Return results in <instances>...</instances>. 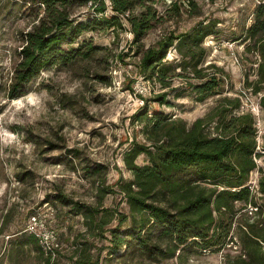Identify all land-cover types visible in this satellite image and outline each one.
Returning <instances> with one entry per match:
<instances>
[{"label": "rangeland", "instance_id": "obj_1", "mask_svg": "<svg viewBox=\"0 0 264 264\" xmlns=\"http://www.w3.org/2000/svg\"><path fill=\"white\" fill-rule=\"evenodd\" d=\"M194 1L199 14L187 6L183 18H171L154 28L139 51L136 47L130 49L133 36L128 28L119 33H84L71 47L86 43L99 48L97 54L42 71L22 96L11 99L9 91L20 62L23 38L32 30L38 12L23 0H0V264H40L41 257L28 244L23 243L20 253L11 248L10 242L22 233L35 234L45 252L56 250L54 256L60 264H76L84 254L79 252L84 244L99 264H225L227 253H240L237 242L214 252L192 249L180 254L177 250L172 256L169 252L174 245L161 229L145 236L137 234L132 232L130 218L118 227L119 215L130 212L117 186L121 177L133 180L124 162L125 153L134 141L148 143L142 133L143 122L133 118L143 109V99L149 102L150 116L154 111L163 112L192 125L208 114L220 97H240L243 110L252 112L257 121L260 157L256 162L260 170L253 171L249 181L254 193L264 174V90L252 94L245 83L246 75L250 81L256 79L259 57L247 53V43L238 40L264 0ZM169 3L159 0L156 6L163 11ZM72 14L83 20L93 16L87 7H75ZM202 20L217 22L215 34L203 44L207 49L204 67L216 65L230 76L223 84L222 95L204 102L196 100L187 83L197 80H186L172 70L179 63L175 47L166 58L172 67L167 85L160 80L146 81L139 74L143 51L156 45L170 30L183 33ZM164 92L169 104L160 105L154 99ZM137 163L146 165L149 161L141 155ZM101 186L114 187L117 192L102 200ZM58 195L97 207L100 215H109L107 232L102 234L87 226L82 215L69 214L70 208L58 200ZM257 196L259 204L264 205V198ZM241 208L242 203H236V210ZM255 210L249 207L238 212L230 237L237 235L245 214L253 217ZM117 227L126 246L111 254L110 230ZM141 237L153 248L152 254L144 249Z\"/></svg>", "mask_w": 264, "mask_h": 264}, {"label": "trees", "instance_id": "obj_2", "mask_svg": "<svg viewBox=\"0 0 264 264\" xmlns=\"http://www.w3.org/2000/svg\"><path fill=\"white\" fill-rule=\"evenodd\" d=\"M23 1L31 8H37L38 13L33 19L32 30L23 38L20 62L9 91L11 99L22 96L25 88L42 71L78 59H90L97 54L100 49L86 43L71 47L84 33L95 30L119 33L128 28L133 36L130 49L136 47L139 51L144 38L154 28L166 24L171 18H183L187 6L188 10L199 14L194 0H170L163 11L156 6L159 0ZM75 7H87L93 16L78 19L72 14ZM216 25L215 20L212 23L202 20L183 33L170 30L156 45L142 52L139 74L146 81L167 82L172 67L166 58L169 50L175 47L179 63L172 70L176 76L197 80V83H187L196 100L204 102L222 95L223 84L230 76L216 65L204 67L207 49L203 44L206 38L215 34ZM238 40L247 43V53L259 57L256 79L250 81L246 75L245 83L252 94H260L264 90V4L256 7L253 22ZM65 46L70 48L65 49ZM124 56L128 55L121 58ZM176 69H180V73ZM154 100L160 105L169 104L165 92L157 94ZM143 102V109L133 118L143 122L142 133L148 143L134 141L125 153L124 162L133 180L126 181L121 177L117 186L130 212L119 215L118 227L130 218L132 232L137 234L144 233L145 236L161 229L174 245L169 252L172 256L177 250L180 254L192 249L214 252L238 242L240 253H227L225 264H264V205L259 204L257 196L260 194L264 198V174L255 193L249 185L251 173L260 170L256 162L260 154L257 152L255 115L243 110L240 97L223 96L208 114L189 125L184 119L163 112L154 111L150 116L149 102L146 99ZM141 155L148 158V164L137 163ZM100 192L103 200L117 191L114 187L101 186ZM57 198L70 208L69 214L82 215L87 226L102 234L107 232L105 226L109 215H100L102 212L97 207L69 201L62 195ZM239 202L242 203L241 210L249 207L256 210L253 217L245 214L238 225L237 235L230 237L235 218L241 211L236 210ZM118 227L110 230L111 254L126 246L125 239L118 234ZM139 240L152 254L149 243L142 237ZM40 242L35 234L22 233L10 245L20 253L23 243L28 244L41 257L40 264H60L53 255L56 250L47 254ZM81 246L79 252L84 254L79 256L76 264H99L88 254L85 244Z\"/></svg>", "mask_w": 264, "mask_h": 264}, {"label": "built area", "instance_id": "obj_3", "mask_svg": "<svg viewBox=\"0 0 264 264\" xmlns=\"http://www.w3.org/2000/svg\"><path fill=\"white\" fill-rule=\"evenodd\" d=\"M49 250H50V252L46 251L47 254L48 253H53V250L51 248H49ZM53 255H55V254H53Z\"/></svg>", "mask_w": 264, "mask_h": 264}]
</instances>
